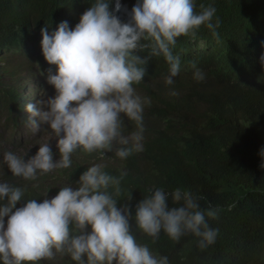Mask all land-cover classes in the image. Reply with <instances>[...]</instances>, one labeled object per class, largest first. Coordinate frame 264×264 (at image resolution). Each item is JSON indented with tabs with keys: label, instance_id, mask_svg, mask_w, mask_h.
Instances as JSON below:
<instances>
[{
	"label": "clouds",
	"instance_id": "9594fccd",
	"mask_svg": "<svg viewBox=\"0 0 264 264\" xmlns=\"http://www.w3.org/2000/svg\"><path fill=\"white\" fill-rule=\"evenodd\" d=\"M196 4L201 3L43 0V15L31 28H40L37 37L42 36V50L37 49V55L42 51V64L47 68L38 79L54 89L55 95L42 98L38 104L32 101L22 115L33 134L40 131V124L48 126L44 130L49 133L48 142L39 145L38 152L27 160L12 151L5 152L0 169L6 165L12 176L31 181L38 174L70 167L77 151L99 152L101 159L106 152H114L122 160L142 150L143 111L150 100L138 95L136 86L149 82L155 90L173 97L177 89L173 85L180 83L192 89L202 84L206 76L193 65L181 63L185 54L213 53L216 62L208 57L224 79V87L214 99L210 116L226 126L242 122L235 97L240 99L249 93L264 98V43H259L257 50L247 51L234 38H227L223 45L214 44L208 53L209 37H194L192 33L203 26L216 36L219 20L212 22L215 7L204 6V0L200 8ZM179 40L186 49L172 51ZM147 47L155 65L149 63L153 58L143 57ZM2 53L14 58L20 55L12 50ZM228 54L231 61H225ZM164 84L167 88L162 90ZM122 117L133 121L136 130L125 135ZM54 138L58 159L49 146ZM260 155L264 158V150ZM103 168L94 164L80 175L75 189L63 186L55 197L43 202L30 199L21 203V188L0 183L2 264H36L52 261L58 254L68 256L74 264H168L167 257L153 256L149 247L131 234L130 207L127 203L118 207L116 198L122 177L111 176ZM111 186H115V192L109 191ZM169 197L175 205L171 209ZM130 199L131 195L124 201ZM199 199L179 188L172 192L150 190V195L136 206L138 231L153 238V243L161 231L176 242L192 234L199 238L200 249L207 248L215 243L219 230L211 228L206 217L216 219L221 209H201ZM89 227L90 234L85 231Z\"/></svg>",
	"mask_w": 264,
	"mask_h": 264
},
{
	"label": "trees",
	"instance_id": "16d2710c",
	"mask_svg": "<svg viewBox=\"0 0 264 264\" xmlns=\"http://www.w3.org/2000/svg\"><path fill=\"white\" fill-rule=\"evenodd\" d=\"M42 1L0 0V127L2 130L10 128L13 133L2 137V141L8 151L25 156V160L39 149L37 145L17 147L27 120L22 115L23 108L32 101L38 104L42 98L55 95L54 89L42 85L38 79L47 68L42 64L45 61L42 51L37 55V49L42 50V36L37 37L40 28L31 26L43 15ZM204 1L207 4L204 6L216 9L212 22L219 20L215 29L218 35L214 36L203 26L192 34L209 37L208 53L214 44L223 45L227 38H234L247 51L257 50L259 43H264V0ZM198 2L202 4L203 0ZM201 4L196 5L200 8ZM201 29L204 33H200ZM148 42L141 41V44ZM177 49H186L183 40L177 41L172 51ZM2 50L16 51L20 55L17 58L6 56ZM150 52L151 48H145L143 57L152 59ZM208 56L216 62L213 53L182 56V64L193 65L206 76L205 82L195 88H183L180 83L173 85L177 88L176 94L170 97L160 89L155 90L149 82L136 86V93L150 100L143 111L142 150L122 160L116 158L114 152H106L101 159L99 152L77 151L70 167L38 174L31 181L12 176L5 165L0 169V183L21 188L24 191L21 203L30 199L43 202L55 197L63 186L75 189L87 168L101 164L107 174L122 177L116 197L120 201L118 207L129 205L130 232L138 243L149 247L153 256L167 257L168 264H264V168L261 167L264 158L260 155L264 150V98L249 93L240 99L235 97L239 100L237 109L242 120L238 125L226 126L214 121L210 114L214 99L219 97L216 95L224 87V79ZM225 61H231L229 54ZM149 63L155 65V58ZM166 88L164 84L162 90ZM122 119L125 135L136 130L133 121ZM51 150L58 159L57 147ZM2 158L0 154V160ZM158 188L166 192L178 188L190 191L200 198L201 209L219 207L221 211L216 219L206 217L209 226L219 230L215 243L202 250L198 247L199 238L192 234L176 242L161 231L153 243V238L140 233L134 220L136 206L144 196L150 195V190ZM109 191L115 192V186ZM130 195V201H124ZM167 204L169 209L175 206L171 197ZM20 206L22 204L17 205ZM85 231L90 234L91 228ZM58 255L52 261L41 260L36 264H74L68 256Z\"/></svg>",
	"mask_w": 264,
	"mask_h": 264
},
{
	"label": "rangeland",
	"instance_id": "374dc122",
	"mask_svg": "<svg viewBox=\"0 0 264 264\" xmlns=\"http://www.w3.org/2000/svg\"><path fill=\"white\" fill-rule=\"evenodd\" d=\"M47 127L48 126L46 124H40V131H38L36 134H33L30 127H28L26 124L24 127L25 131H23V136L22 138L19 139L20 145H18L17 147L19 148L21 146L24 147V146H30V145H37V149H39V145L48 142L49 133L44 132V130L47 129ZM8 135H13L10 128L6 130H2L0 127V154H4L6 151L9 150L7 149V146L2 141V137H6ZM56 145H57V139L54 138V139L49 140V146L51 148L55 149ZM17 147L14 149L16 150Z\"/></svg>",
	"mask_w": 264,
	"mask_h": 264
}]
</instances>
